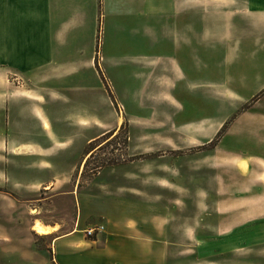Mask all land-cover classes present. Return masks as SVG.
Here are the masks:
<instances>
[{
  "label": "crops",
  "instance_id": "crops-1",
  "mask_svg": "<svg viewBox=\"0 0 264 264\" xmlns=\"http://www.w3.org/2000/svg\"><path fill=\"white\" fill-rule=\"evenodd\" d=\"M127 15H135L140 24L142 21L141 28L145 27L142 32L151 38L144 46L150 47L152 53L120 59L119 64L132 63L136 71L141 67L148 69L151 77L157 79V89L164 88L160 92L167 96L170 94L167 89L173 88L175 82L186 81L187 90L196 87L193 81L186 80L179 62L182 60L189 67L191 56L198 53L219 54V60L242 67L248 65L243 58L250 56L255 51L250 48L258 44L263 56L259 66L264 67V0H0V80L8 83L11 76H18L29 84L43 85L59 79L54 75L57 71L63 73L60 79L78 75L79 71L60 61L59 52L66 47L63 46L67 36L77 38L87 23L91 26L98 23L99 16L103 20V16H111L115 27L117 18ZM159 31L163 32L160 34L163 40ZM159 46L167 48L164 57L155 50ZM80 59L83 63L84 59ZM194 64L195 69L205 67ZM62 65L64 69L58 68ZM216 67L206 70L209 76ZM240 72L243 74L232 78L243 79L245 71ZM255 75V79L261 80V74ZM240 83L230 95L243 104L241 113H250L252 119L247 116L243 122L250 135L264 138V83L254 89L243 81ZM197 87H201L200 83ZM28 91L34 94L36 89ZM245 105L248 106L244 108ZM0 111L4 112V121L5 115L7 119V147L12 151L20 149L8 156L6 164L8 167L15 163L19 179H14L9 171L6 173L10 184L19 182L18 189L25 196L31 186L23 178L29 171L26 162L31 157L37 160L34 171L46 174L40 177L43 180L54 176L56 167L51 162L61 157L60 153L52 152L54 140L48 135L51 129L46 128L52 122L46 117V109L34 102H0ZM217 130L215 127L213 131ZM213 131L207 132L204 142L213 137ZM181 132L184 139L187 130L183 127ZM28 133L32 135L27 139L24 134ZM31 147L37 150L34 156H30ZM41 148L47 150L46 154L39 152ZM200 165L229 172L245 169L243 162L215 156L204 157ZM114 170L124 184L118 188L102 184L103 195L98 197L76 193L75 218L65 234L58 236L61 227L58 223L38 221L46 229L44 235L53 238L56 264H173L172 254L186 255V260L191 252L196 254L197 264H253L248 257L264 245V197L256 194L264 177L254 185L220 181L215 187L200 190L197 214L191 215L187 204L189 191L175 185L169 168L164 178L154 170L122 167ZM52 184L45 188L50 189ZM98 224L103 226V232L92 238L82 233Z\"/></svg>",
  "mask_w": 264,
  "mask_h": 264
},
{
  "label": "rangeland",
  "instance_id": "rangeland-1",
  "mask_svg": "<svg viewBox=\"0 0 264 264\" xmlns=\"http://www.w3.org/2000/svg\"><path fill=\"white\" fill-rule=\"evenodd\" d=\"M103 18L99 16L98 23L92 26L87 23L77 38L67 36L63 46L66 47L59 52L60 61L64 63L79 60L77 64L63 63L79 71L78 75L60 79L63 73L57 71L54 75L59 79L43 85L29 84L18 76H11L8 83L0 80V102H34L46 109V117L52 122L46 121V128L52 130L48 135L54 140L52 152L61 155L51 162L56 167L54 176L43 180L40 177L46 174L34 171L37 160L31 157L26 162L29 171L23 178L31 186L22 196L19 182L10 184L6 173L9 171L14 179H19L15 163L8 167L6 164L8 156L20 149L12 151L7 147V119L5 115L4 121V112L0 111V264H56L53 238L38 234L34 226L40 220L58 223L61 226L58 236L65 234L75 218L76 193L98 197L103 195L102 184L122 186L124 181L114 170L119 167L154 170L163 178L169 168L175 185L189 191L187 204L191 215L197 214L200 190L215 187L220 181L254 185V182L261 183L259 180L264 177V138L250 135L243 123L247 116L252 119L250 113H241L243 104H238L230 95L234 87H240L241 81L253 89L264 83V67L259 66L263 61L260 45L250 48L255 51L243 58L248 60L243 68L219 60V54L192 55L197 59L191 56L189 67L180 60L186 80L193 81L196 87L187 90L186 81H177L178 84L175 82L173 88L167 89L170 93L167 96L160 92L164 88L157 89V79L151 77L148 69L141 67L136 71L132 63L119 64L120 59L152 53L150 47L144 46L150 36H145L142 21L140 24L135 15L119 16L113 27L115 20L111 16ZM162 33L159 31L160 40H163ZM166 49V46L155 47L161 57L166 55ZM80 58L84 59L83 63ZM192 64L205 67L195 69ZM214 64L218 67L209 76L206 70ZM63 65L58 68L64 69ZM240 71H245L243 79H233L232 76L243 74ZM255 74H261V80L255 79ZM199 83L201 87H197ZM28 88H35V93L30 94ZM183 127L187 130L184 139L180 134ZM215 127L217 131H213ZM212 131L213 137L204 142L207 132ZM34 134H38L36 127ZM30 135L32 133L24 134V137L28 139ZM168 136L170 141H167ZM212 141L215 142L210 145ZM38 150L43 154L47 152L43 148ZM36 151L31 147L30 156ZM183 152L186 154L181 156ZM214 156L243 162L245 169L229 172L200 165L204 157ZM50 183H54V189L45 188ZM262 184L256 194L264 197V181ZM91 227L82 231L88 238L95 236L86 234L87 230L95 228ZM255 251V255L248 257L250 262L264 264V245ZM189 254L184 260L186 255L178 257L174 253L169 257L170 263L197 264L196 254Z\"/></svg>",
  "mask_w": 264,
  "mask_h": 264
},
{
  "label": "built area",
  "instance_id": "built-area-1",
  "mask_svg": "<svg viewBox=\"0 0 264 264\" xmlns=\"http://www.w3.org/2000/svg\"><path fill=\"white\" fill-rule=\"evenodd\" d=\"M103 230H104L103 226H97V227H95V228H93L91 230H87L86 231V234L89 237H92V236L96 235L97 233L103 232Z\"/></svg>",
  "mask_w": 264,
  "mask_h": 264
},
{
  "label": "bare ground",
  "instance_id": "bare-ground-1",
  "mask_svg": "<svg viewBox=\"0 0 264 264\" xmlns=\"http://www.w3.org/2000/svg\"><path fill=\"white\" fill-rule=\"evenodd\" d=\"M36 232L38 234L44 235V234H46V229H44L41 224H37L36 225Z\"/></svg>",
  "mask_w": 264,
  "mask_h": 264
}]
</instances>
